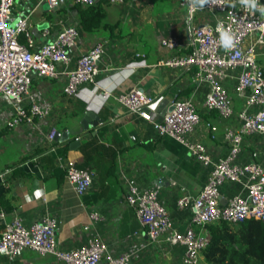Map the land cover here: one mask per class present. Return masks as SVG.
<instances>
[{
  "label": "crops",
  "instance_id": "obj_1",
  "mask_svg": "<svg viewBox=\"0 0 264 264\" xmlns=\"http://www.w3.org/2000/svg\"><path fill=\"white\" fill-rule=\"evenodd\" d=\"M227 4L233 10L255 15L260 13L264 0H227ZM86 6L74 0H57L54 5L47 0H16L12 6L11 19L28 16L33 48L50 41L65 25H74L78 34L68 50V61L56 63L55 76L32 74L29 92L38 103L48 107L46 115L10 126L7 121L15 113L14 102L0 94V231L14 214L25 224H31L47 213L56 218L54 237L59 248L83 246L97 237L106 244L107 252L129 254L130 264H179L183 246L170 243L163 236L149 238L125 199L127 187L130 183L139 188L158 186L172 227L184 229L192 208L189 204L180 206L178 198L199 193L211 164L195 158L172 136L159 133L152 121L160 120L173 100L191 98L200 119L188 136L202 142L211 159L218 160L229 150L224 132L239 125L236 113L248 91L234 90L235 71L231 70L224 83L234 113L224 117L203 105L208 84L196 78L195 66L159 63L173 54L189 51L192 27L213 22L217 11L200 8L190 17L187 2L181 0H95L84 11ZM98 10L103 11L101 16H97ZM163 38H174L179 45L167 48L161 43ZM97 42L102 43L103 53L98 60L96 94L88 104L83 98L66 94L62 88L67 70ZM257 52L258 62H264V44L257 47ZM134 86L154 96L148 106L152 120L129 111L117 100L118 94ZM102 94L106 97L97 110ZM85 107L103 119L82 130L80 118ZM212 124L215 129L210 127ZM52 126L69 131V138L54 143L57 148L67 140L63 156L56 154V148L49 150L47 133ZM75 135L81 141L70 148L69 142ZM90 139L100 144L99 151L92 154L102 169L98 173L91 168L94 172L91 185L85 193L78 194L65 178L62 163L66 160L81 163L80 146ZM110 160L112 168L104 171ZM250 160L264 166V134L243 136L238 161ZM240 190L238 183L224 182L220 188L222 201ZM92 211L100 215L95 221L90 218ZM0 264L62 263L52 253L28 248L15 256L0 253Z\"/></svg>",
  "mask_w": 264,
  "mask_h": 264
},
{
  "label": "built area",
  "instance_id": "obj_2",
  "mask_svg": "<svg viewBox=\"0 0 264 264\" xmlns=\"http://www.w3.org/2000/svg\"><path fill=\"white\" fill-rule=\"evenodd\" d=\"M16 0H0V94L14 102L15 113L7 121L14 126L30 122L34 116L48 113V107L38 103L29 92L32 74L55 76L56 63L67 62L68 50L74 44L78 30L74 25L60 28L53 38L37 48H33V38L29 29L28 16L12 17V6ZM82 5H92L95 0H74ZM120 1V0H110ZM50 5L57 0H47ZM188 4L189 16L196 9L208 8L217 11L213 22L192 27L189 33V51L177 53L160 60L169 66H195V76L208 84L203 99L207 109H215L228 117L234 113L233 104L224 79L235 71L234 90H247L243 106L237 111L239 125L227 128L224 137L229 141L227 154L212 160L205 145L191 139L188 134L198 123L200 116L191 98L173 100L160 120L152 121L153 127L161 134H168L182 143L195 158L204 164H211L207 181L195 196L184 195L178 204H189L192 214L184 229L172 227L170 215L159 198V187L139 188L128 184L125 199L151 240L160 236L173 244L183 246L179 264H200V252L208 243L210 233L207 224L216 220L241 222L247 218L264 221V166L256 161H238L244 135L264 134V70L257 59V47L264 44V4L259 14L231 9L227 0H181ZM48 30H45L47 33ZM255 37H251L252 34ZM161 43L167 48L179 45L174 38H163ZM103 53L101 42L93 44L77 59L76 65L67 70L63 91L71 96L83 98L91 104L98 87V60ZM87 84H92L89 87ZM106 94H102L97 110ZM27 98V101L25 100ZM129 111L152 120L148 106L154 96L134 86L116 96ZM209 125V123H208ZM215 129V125H210ZM56 127L47 133L50 146L55 150ZM133 138L135 136H132ZM65 178L78 194L90 187L93 170L80 167L71 160L62 163ZM224 182H234L241 190L222 201L220 192ZM100 217L92 211V221ZM56 218L44 214L40 219L25 224L14 214L5 221L0 231V253L19 255L25 249L54 254L62 264H130L127 253L107 252L106 244L99 238H90L87 244L75 248H59L54 237ZM88 228V226H84ZM196 227L198 229H196Z\"/></svg>",
  "mask_w": 264,
  "mask_h": 264
},
{
  "label": "trees",
  "instance_id": "obj_3",
  "mask_svg": "<svg viewBox=\"0 0 264 264\" xmlns=\"http://www.w3.org/2000/svg\"><path fill=\"white\" fill-rule=\"evenodd\" d=\"M90 6L87 5L84 11H87ZM96 13L97 16H101L103 11L98 10ZM82 21L83 25L88 27L84 20ZM260 64L264 70V62ZM54 143H57V140H54ZM99 148L100 144L96 142V139L83 142L80 146L83 161L78 166L92 168L101 173L102 165L96 162L92 154L99 151ZM66 150L67 140L56 148V154L63 156ZM105 166L104 171L109 168L107 170L109 172L113 166L111 160ZM101 175L103 176V173ZM206 226L210 238L200 252L202 257L200 264H264V221L257 218H247L241 222L221 219L210 222Z\"/></svg>",
  "mask_w": 264,
  "mask_h": 264
},
{
  "label": "water",
  "instance_id": "obj_4",
  "mask_svg": "<svg viewBox=\"0 0 264 264\" xmlns=\"http://www.w3.org/2000/svg\"><path fill=\"white\" fill-rule=\"evenodd\" d=\"M102 119L103 118L97 112H95L93 109H91L89 107H85L82 111V116L80 118L82 130H86V129H88V127L94 126V125L98 124L99 122H102ZM67 138H69V131L68 130L61 131V130L56 129V132L54 135L55 140H64ZM80 141H81L80 136L75 135L73 138H71V140L69 142L70 148H75L80 143ZM157 181H161V179L157 180Z\"/></svg>",
  "mask_w": 264,
  "mask_h": 264
},
{
  "label": "clouds",
  "instance_id": "obj_5",
  "mask_svg": "<svg viewBox=\"0 0 264 264\" xmlns=\"http://www.w3.org/2000/svg\"><path fill=\"white\" fill-rule=\"evenodd\" d=\"M37 194H39V193H37Z\"/></svg>",
  "mask_w": 264,
  "mask_h": 264
}]
</instances>
